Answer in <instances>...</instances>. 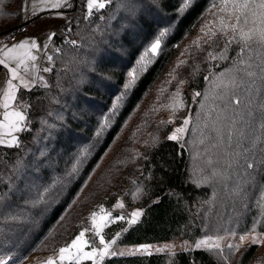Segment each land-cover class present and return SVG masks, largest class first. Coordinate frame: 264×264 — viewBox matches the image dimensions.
Wrapping results in <instances>:
<instances>
[{
	"label": "trees",
	"instance_id": "obj_1",
	"mask_svg": "<svg viewBox=\"0 0 264 264\" xmlns=\"http://www.w3.org/2000/svg\"><path fill=\"white\" fill-rule=\"evenodd\" d=\"M104 1L90 15L85 0L62 7L68 19L54 36L48 84L24 93L18 144L0 145V259L54 254L120 195L144 210L124 245L263 234L258 32L241 56L224 0ZM23 5L0 0V39L24 26ZM254 19L249 14L238 27L264 28ZM188 91L200 94L193 104ZM177 111L191 116L182 142L169 139L165 122ZM103 264H264V244Z\"/></svg>",
	"mask_w": 264,
	"mask_h": 264
},
{
	"label": "rangeland",
	"instance_id": "obj_2",
	"mask_svg": "<svg viewBox=\"0 0 264 264\" xmlns=\"http://www.w3.org/2000/svg\"><path fill=\"white\" fill-rule=\"evenodd\" d=\"M68 1L69 0H24L23 20L24 24L28 23L27 25H25V27L27 28V32L25 34L19 35L15 42H10L9 39H0V59H4L11 68H16L17 59L19 58L20 53L30 51L31 55L35 56L34 61L25 59L24 64L17 68V78L12 80V84L16 86L15 99L9 102L8 109H5L2 105L4 103V93L7 91V81L11 79V74L8 68L0 65V123H6L4 121L5 111H19L22 113L25 120L28 102L25 100V97H23L24 93L36 85L47 86L53 67L52 59L49 60L48 58H52L53 53L57 50L54 36L59 32L62 25L68 19L67 14L62 10V7ZM100 2H103L106 5L104 0H100ZM83 9L86 15H90L91 13L100 10L94 7L91 11H89L88 0H85ZM33 40L36 41L37 48H31V41ZM24 41L28 42L27 47L25 49L18 50L16 54H13L17 57V59H9L5 57L4 52L7 51V48H10ZM46 68L49 69V71H44V69ZM21 78L23 79L24 83H21ZM25 84H27V87L24 86ZM188 94L190 95L193 104L198 96L196 95L197 92L188 91ZM185 112L186 111H177L176 113L169 114L165 117V122L167 123L171 131L169 137L175 136L176 139L173 140H176L178 142H182L184 140L188 131L189 124L191 122V116L189 112L186 115ZM185 120L189 121L187 125L184 124ZM23 122H21V128H23ZM178 128H184L185 131L177 132L176 130ZM20 132L21 131L12 132L9 134V130L7 127H5L4 129H0V138H2L5 142V144L0 145H6L13 136L18 140ZM121 204L123 205V207H120ZM101 208H103V212H101ZM101 208L97 212H95L97 214V219L99 220V217L101 215L108 217L101 235L104 237L106 243H111L113 239L116 240V243L111 245L109 254L106 255L102 260H99V264H103L104 260L108 258L115 257L150 255L155 253H174L177 251H194L202 249H216L211 245H201L200 247H196V245L201 240H205L208 238H212V240L221 238L220 249L228 247L229 244H232L233 247H244L251 245L253 244V237L259 239L260 242L258 244H264V233H248L243 234L244 236H246V239L244 241L239 240L240 236L230 235L221 237H203L196 240L180 238L151 244L124 245L121 244L120 239L129 228L135 225L142 218L144 210L139 206L129 205L124 195L118 196V199L112 205L103 206ZM136 211H140L141 216L137 218L135 224L129 225L128 220L132 218L131 213ZM120 216H123L124 219H119ZM93 232L94 229H92L91 226V228L86 231L85 238L90 241L91 246L96 247L97 249H102L103 245H100L99 237H94ZM71 241L68 244H70ZM85 251H91V247L86 248ZM57 257L58 251L50 255H36L30 256L28 258H12L8 259L7 261L8 264H47L49 258L55 259ZM57 264H59L58 260ZM81 264H93V261L83 260L81 261Z\"/></svg>",
	"mask_w": 264,
	"mask_h": 264
},
{
	"label": "snow or ice",
	"instance_id": "obj_3",
	"mask_svg": "<svg viewBox=\"0 0 264 264\" xmlns=\"http://www.w3.org/2000/svg\"><path fill=\"white\" fill-rule=\"evenodd\" d=\"M231 4L232 6V15H235L236 24L231 26L232 32L235 34L237 31L240 32V41L239 43L242 45L241 47V56L244 55L245 52H250V45L252 42V37L254 32H258L259 39L257 43L260 45L262 49H264V28H258L254 30H250L248 32H245L242 27H238L241 24V18H243V23H248V15L251 14L256 19L253 20V23H256L257 20L259 23L264 24V0H224V11H227L228 5ZM187 6V5H185ZM254 6V7H253ZM102 9L105 7V4L103 2H100V0H88V9L91 11L93 8ZM255 9H259V15L257 16ZM223 23V22H222ZM163 35V33H161ZM74 43V42H73ZM232 41L229 40L228 44H231ZM28 45L27 41L20 42L17 45H14L10 48H7V51L4 52L5 57L9 59H17L16 56L13 54H16L18 50L25 49ZM160 47V41L156 40L150 47V51L155 54L157 52V49ZM31 48H37L36 41H31ZM211 55V54H210ZM223 57V53L221 54ZM251 58V57H249ZM262 58H264V53H262ZM25 59L28 60H35V56L31 55L30 51H25L23 53L19 54V58L17 59V66L16 68H11L8 63L4 59H0V65H3L5 68H8L11 79L7 81V91L4 93V103L3 107L5 109H8L9 102L15 99V92H16V86L12 84V80L17 78V68H19L21 65L24 64ZM49 60L52 58L49 57ZM143 59V57L141 58ZM44 71H49V69H44ZM129 75L135 79L136 72L135 70H132L129 72ZM251 75V74H249ZM21 83H24L23 79L21 78ZM27 87V84L24 85ZM196 95H200L197 93ZM235 103L239 104V99H236ZM24 116L19 111H5L4 112V121L6 123H0V129H4L5 127L8 128L9 134L12 132H18L21 131L22 128L20 127L21 122H23ZM189 123L188 120L184 121V124L187 125ZM177 132H183L185 131L184 128H178L176 130ZM169 139H176L175 136H170ZM0 144H5L4 140L0 138ZM18 144V140L16 137H12L11 140L7 142L5 146L12 147L16 146ZM264 163V161H262ZM253 163L248 162L247 168L251 169L253 168ZM120 207H123L121 204ZM103 208H101V212H103ZM110 215V214H109ZM141 216L140 211H136L131 213V219L128 220V224H135L137 221V218ZM115 219V218H113ZM119 219H124L123 216H120ZM108 220L107 216L101 215L99 217V220L97 219V214L93 213L91 216V226L92 229H94L93 235L94 237H99V243L100 245H103L102 249H97L96 247L91 246L90 241L85 238V233L88 231V229H85L83 231H80L79 234L71 241L70 244L59 248L58 250V257L57 258H49L47 261V264H57V260L59 261V264H81V261L83 260H92L93 264H99V260H102L106 255L109 254V249L112 244L116 243V240L113 239L111 243H106L104 237L101 235L103 228L105 226V222ZM119 235V234H117ZM220 239L217 238L215 240H212V238H208L205 240H201L196 247H200L201 245L209 246L216 249H220ZM246 239V236L241 235L239 237L240 241H244ZM260 241L258 238L253 237L252 243L258 244ZM91 247V251H85L86 248ZM228 247L231 249L233 248L232 244H229ZM222 252V250H221ZM114 254V253H113ZM99 258V259H97ZM0 264H8L7 260H0Z\"/></svg>",
	"mask_w": 264,
	"mask_h": 264
},
{
	"label": "built area",
	"instance_id": "obj_4",
	"mask_svg": "<svg viewBox=\"0 0 264 264\" xmlns=\"http://www.w3.org/2000/svg\"><path fill=\"white\" fill-rule=\"evenodd\" d=\"M27 32V28L25 27V25L22 27V28H20L14 35H13V37L10 39V41L11 42H14V41H16V39H17V37L19 36V35H21V34H24V33H26Z\"/></svg>",
	"mask_w": 264,
	"mask_h": 264
},
{
	"label": "crops",
	"instance_id": "obj_5",
	"mask_svg": "<svg viewBox=\"0 0 264 264\" xmlns=\"http://www.w3.org/2000/svg\"><path fill=\"white\" fill-rule=\"evenodd\" d=\"M33 19V18H32ZM31 22H32V20H31ZM28 23H26V24H24V25H27ZM25 34V33H24ZM11 42V41H10ZM15 42V41H14Z\"/></svg>",
	"mask_w": 264,
	"mask_h": 264
}]
</instances>
